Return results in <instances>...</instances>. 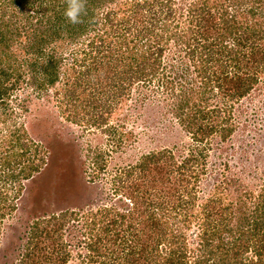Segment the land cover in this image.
<instances>
[{
  "label": "trees",
  "instance_id": "16d2710c",
  "mask_svg": "<svg viewBox=\"0 0 264 264\" xmlns=\"http://www.w3.org/2000/svg\"><path fill=\"white\" fill-rule=\"evenodd\" d=\"M96 1L111 0H88L87 7ZM20 2L1 0L0 8L13 10ZM29 9L24 13L27 20L34 18ZM106 15L109 31L93 24L101 20L100 13L90 10L84 23L64 27L71 43L83 39L89 25L97 32L89 51L76 60L77 82L68 72L61 78L63 92H73L72 88L81 84L82 73L96 77L100 85L101 77L108 74L106 88L110 92L125 93L136 82L140 92L147 89L158 99L167 94L169 99L163 100L173 104L170 110L183 140L180 149L178 142L175 145L178 156L164 149L151 151L137 163L114 171L110 181L115 184L111 196L117 197L116 203L111 204L114 197H109L101 217L93 216L88 223L95 236L90 233L85 241V250L78 255L80 264H264V178L223 174L201 194L200 175L191 169V163L198 162L205 152L202 146L209 137L217 135L223 142L231 135L232 103L249 95L264 73V0H117ZM3 18L0 13V46L7 55V41L11 42L13 31L18 33L20 28L9 31L8 20ZM38 22L28 25L35 28ZM111 32H115L113 37ZM30 40V49L37 45L27 67L34 82L42 78L45 89L56 85L60 79L56 52L43 47L36 34ZM11 74L0 64V103L6 102L2 98L7 100L12 87L20 82L18 73L15 82L7 85ZM218 95L222 101L209 107L206 101ZM15 136L0 142V210L10 208L1 191V174L12 177L14 172L15 177L27 180L38 169L35 165L19 170L13 167L14 157L28 151H15L16 141H20ZM167 158L170 169L158 165ZM97 166L95 175L100 171ZM136 174L135 181L128 184ZM219 187L228 188L233 198H222ZM184 195L192 201H184ZM161 211L169 222V213H174L178 224L161 220ZM59 218L32 223L19 264L67 263L69 253L61 243ZM102 218L108 219L109 225L95 229Z\"/></svg>",
  "mask_w": 264,
  "mask_h": 264
},
{
  "label": "rangeland",
  "instance_id": "374dc122",
  "mask_svg": "<svg viewBox=\"0 0 264 264\" xmlns=\"http://www.w3.org/2000/svg\"><path fill=\"white\" fill-rule=\"evenodd\" d=\"M27 1L19 3L22 11L17 5L13 10L0 8L1 16L8 20L9 31L20 28L18 33L13 31L14 39L7 41V55L0 46V64L12 72L7 85L13 84L16 75L21 73L20 82L12 87L7 100L2 98L6 102L0 103V142L2 138L10 139L18 134L15 137H20V141H16L15 151L18 154L27 148L28 151L24 156L14 157L13 167L19 170L24 165H35L38 169L32 171L27 180H22L21 175L15 177L14 172V177L1 174V186L4 187L1 191L6 194V204L10 208L4 203L0 210V264H19L31 225L37 219L59 218L65 213L63 219L59 218L62 219L59 236L69 253L66 264H80L78 255L85 250V241L92 232L88 223L93 216L101 217L100 211L107 205L109 197H114L111 204L116 203L117 197L111 196L115 184L110 181L114 171L137 163L151 151L164 149L178 156L183 137L170 110L173 104L163 100L169 99L167 94L159 92L162 98L158 99L147 89L140 92V88L135 87L136 82L125 93L110 92L106 88L108 74L101 77L100 85L96 84V77L79 73L81 84H76L69 94L64 91L66 96L63 94L61 78L68 72L76 81V60L89 51L90 40L97 32L95 24L109 31L106 13L117 0L96 1L97 4L87 7L94 13L99 12L101 20L88 26L83 39L72 43L66 39L67 29L64 28L69 26L63 15L67 6L65 0H30L28 5ZM28 8L34 15L29 20L24 14ZM36 21L38 26L32 28L30 24L35 25ZM100 32L98 36L102 34ZM114 33L111 32L110 37ZM32 34H36L37 41H41L49 52L51 49L56 52L57 60L60 59L57 63L60 79L46 89L41 84L42 78L34 82V74L27 68L37 53V45L29 48ZM46 77L49 81L50 76ZM187 97L192 98L189 93ZM221 101L218 95L206 102L213 107L214 102ZM102 102H105L104 106ZM232 105L231 135L223 142L217 135L209 137L202 146L206 154L203 152L198 162L191 163L195 175H200L198 190L201 194H206L223 174L245 179L264 178V73L259 75L253 91ZM212 116L216 118L215 113ZM169 163L171 160L167 158L158 165L170 169ZM97 164L100 171L95 175ZM139 174L127 183H133ZM219 192L226 201L233 198L228 188H220ZM183 199L192 201L187 195ZM162 213H158L161 220L168 221L167 215L162 216ZM169 214L171 220L168 223L177 225L178 218L174 213ZM98 222L100 224L95 229L109 225L106 218ZM94 233L91 234L95 236Z\"/></svg>",
  "mask_w": 264,
  "mask_h": 264
},
{
  "label": "clouds",
  "instance_id": "9594fccd",
  "mask_svg": "<svg viewBox=\"0 0 264 264\" xmlns=\"http://www.w3.org/2000/svg\"><path fill=\"white\" fill-rule=\"evenodd\" d=\"M66 8L63 13L67 22L72 25L84 23V17L88 14V0H65Z\"/></svg>",
  "mask_w": 264,
  "mask_h": 264
}]
</instances>
